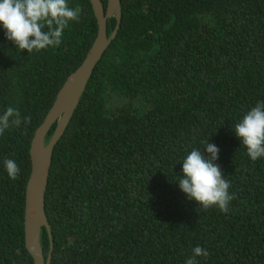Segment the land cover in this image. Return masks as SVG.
<instances>
[{
  "label": "trees",
  "instance_id": "16d2710c",
  "mask_svg": "<svg viewBox=\"0 0 264 264\" xmlns=\"http://www.w3.org/2000/svg\"><path fill=\"white\" fill-rule=\"evenodd\" d=\"M67 3L82 13L56 49L18 52L0 23V112L31 117L0 136V264H33L24 242L31 139L97 33L90 1ZM120 9L53 150L50 264H185L196 246L209 253L197 264H264V157L252 161L233 129L264 101V0H120ZM115 24L107 19L108 35ZM206 140L231 184L227 212L179 187L182 160L193 148L208 155ZM9 158L21 169L15 180ZM40 243L46 256L44 227Z\"/></svg>",
  "mask_w": 264,
  "mask_h": 264
},
{
  "label": "clouds",
  "instance_id": "9594fccd",
  "mask_svg": "<svg viewBox=\"0 0 264 264\" xmlns=\"http://www.w3.org/2000/svg\"><path fill=\"white\" fill-rule=\"evenodd\" d=\"M82 8L68 5L67 0H0V23L8 41L18 52L56 49L63 40L65 30L71 22H79ZM30 124V116H22L18 108L8 106L0 112V136L6 130ZM252 161L264 157V101L251 107L239 122L233 126ZM206 152L193 148L182 160L183 177H178L180 189L189 200L198 202L205 210L218 207L227 212L228 204L234 198L229 192L230 181L223 176L216 163L220 149L208 140L203 142ZM4 169L10 179H17L20 166L13 159L3 161ZM19 255V250H17ZM209 255L201 246L193 249V255L185 264H197V257Z\"/></svg>",
  "mask_w": 264,
  "mask_h": 264
},
{
  "label": "water",
  "instance_id": "95a60500",
  "mask_svg": "<svg viewBox=\"0 0 264 264\" xmlns=\"http://www.w3.org/2000/svg\"><path fill=\"white\" fill-rule=\"evenodd\" d=\"M89 1L97 21L95 39L81 63L67 76L59 88L52 105L35 129L30 143L31 170L25 188L24 242L33 264H50L52 257L53 241L50 225L45 215V192L54 147L68 126L94 68L116 37L121 22L120 0H107L106 8L101 0ZM111 17L115 18L116 24L108 35L106 24L107 19ZM54 123L53 133L45 142V137ZM43 227L49 238V249L46 256L40 243V233Z\"/></svg>",
  "mask_w": 264,
  "mask_h": 264
}]
</instances>
